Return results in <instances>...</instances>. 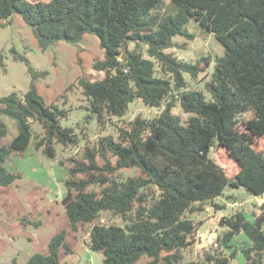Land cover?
I'll return each mask as SVG.
<instances>
[{"label": "trees", "instance_id": "obj_1", "mask_svg": "<svg viewBox=\"0 0 264 264\" xmlns=\"http://www.w3.org/2000/svg\"><path fill=\"white\" fill-rule=\"evenodd\" d=\"M14 14L32 27L42 50L62 40L78 44L86 34L99 37L105 57L94 67L105 76L79 80L87 108L99 122L124 116L136 98L148 106L164 105L159 115H138L120 127L118 138L103 136L84 147L82 158H70L62 200L66 216L74 230L92 224L88 245L102 252L104 264H136L144 256L150 259L142 264H184L182 251L200 226L186 216L202 209L195 202L221 197L228 186L264 194V147L257 148L264 139V0H0V19L9 22ZM190 19L224 46L206 84L211 100L202 91L186 90L184 77L203 72L202 62L209 64L211 56L192 63L164 51L174 45L176 34L186 33L183 27ZM124 42L136 46L121 59ZM143 44L151 58L144 56ZM15 58L29 66L32 81L23 96L14 91L0 97V140L8 132L1 115L13 119L18 129L0 146L1 186L21 178L5 163L30 146L33 120L43 128L35 148L46 156H56L55 142L79 143L74 129L61 124L67 110L47 104L39 94V73L29 59ZM156 62L172 77L157 76ZM177 98L187 118L173 112ZM206 146L225 149L238 173L232 178L215 159L202 158ZM122 169L138 173L120 179ZM105 212L124 224L101 223ZM227 225L224 242L240 233L250 240L241 264H264V211L253 220L236 213ZM61 250L72 253L65 228L51 237L47 253H34L25 264H62ZM208 260L231 264L225 256L209 255ZM11 264H19L18 259Z\"/></svg>", "mask_w": 264, "mask_h": 264}, {"label": "rangeland", "instance_id": "obj_2", "mask_svg": "<svg viewBox=\"0 0 264 264\" xmlns=\"http://www.w3.org/2000/svg\"><path fill=\"white\" fill-rule=\"evenodd\" d=\"M183 29L186 33L176 34L173 37L174 45L164 51L172 53L180 61L192 63L211 56L209 64L202 62L205 70L196 77L184 73L185 89L202 91L211 100L212 95L206 84L212 79L216 59L224 55V46L213 33L206 31L193 19ZM135 46L136 43L130 42L127 50ZM141 47L144 56L151 58L147 45ZM18 54L25 55L31 66L38 71L35 85L45 102L67 110V116L61 118V124L74 129L79 143L66 146L55 142L56 156L50 158L42 149L35 148L36 141L43 135V128L37 121H32L34 135L30 146L24 152L12 154L5 163L9 170L20 173L21 178L8 186L0 185V264H11L14 257L19 264H25L32 254L47 253L51 237L64 228L72 253L67 254L61 250L62 264H104L102 252L93 251L88 245V231L92 224H83L74 230L66 216L62 200L67 192L64 183L72 167L70 158H82L84 147L94 145L103 136L118 138L120 127H128L130 121L138 115L144 118L159 115L164 105L152 107L136 98L129 103L124 116H107L104 122H99L96 115L90 114L87 108L89 100L79 83L83 77L97 80L105 76V71L94 67L96 61L105 57L99 37L86 34L78 44L62 40L42 50L32 27L21 14H14L9 22L0 19V97L14 91L23 96L30 88L32 75L29 66L24 60L15 58ZM156 75L172 77L165 74L157 62ZM179 92L174 90L175 94ZM175 103L173 112L187 118L189 114L183 111L179 98ZM248 116L245 115L246 118ZM1 118L8 132L0 140V146L9 143L18 132L13 119L5 115H1ZM263 147L264 139H260L257 148ZM208 155L224 167L230 177L238 173L239 167L229 158L225 149L212 148ZM137 173L136 169H122L118 177L125 179ZM194 206L202 209L189 211L186 216L200 226L194 242L182 251L183 263L214 264V261L208 260L209 255L228 257L231 264L245 261L243 250L250 244V240L244 233L236 235L228 243L222 240L224 233L229 230L227 218L243 213L247 219L253 220L264 211V194L255 196L244 187L228 186L223 196L195 202ZM100 222L124 224L122 218L111 212L103 213ZM212 232L218 237L217 246L207 242L206 235ZM149 259L144 256L136 264Z\"/></svg>", "mask_w": 264, "mask_h": 264}, {"label": "water", "instance_id": "obj_3", "mask_svg": "<svg viewBox=\"0 0 264 264\" xmlns=\"http://www.w3.org/2000/svg\"><path fill=\"white\" fill-rule=\"evenodd\" d=\"M122 51H123V53L121 55V59H124L125 56L128 54L127 43L126 42L123 43ZM115 72H116V70H115ZM218 142H219V140H218ZM209 150H210V147L206 146L200 151V153L202 155V158H206L207 157Z\"/></svg>", "mask_w": 264, "mask_h": 264}, {"label": "built area", "instance_id": "obj_4", "mask_svg": "<svg viewBox=\"0 0 264 264\" xmlns=\"http://www.w3.org/2000/svg\"><path fill=\"white\" fill-rule=\"evenodd\" d=\"M206 238H207V242L211 243L212 245H215L217 246L218 245V237L216 236L215 233H208L206 235Z\"/></svg>", "mask_w": 264, "mask_h": 264}]
</instances>
